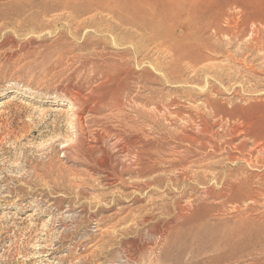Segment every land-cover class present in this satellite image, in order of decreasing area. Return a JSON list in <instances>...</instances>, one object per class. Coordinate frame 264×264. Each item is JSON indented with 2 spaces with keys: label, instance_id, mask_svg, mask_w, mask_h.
<instances>
[{
  "label": "rangeland",
  "instance_id": "obj_1",
  "mask_svg": "<svg viewBox=\"0 0 264 264\" xmlns=\"http://www.w3.org/2000/svg\"><path fill=\"white\" fill-rule=\"evenodd\" d=\"M193 1L166 41L185 53L86 0L0 17V264H208L182 220L262 219L221 193L264 194V0Z\"/></svg>",
  "mask_w": 264,
  "mask_h": 264
},
{
  "label": "bare ground",
  "instance_id": "obj_2",
  "mask_svg": "<svg viewBox=\"0 0 264 264\" xmlns=\"http://www.w3.org/2000/svg\"><path fill=\"white\" fill-rule=\"evenodd\" d=\"M86 1L91 3L92 5H95V10L97 11L98 14L109 15L113 20H115L120 25H129V26L135 27L136 29L144 32V34L148 35L150 40L155 43L156 47L160 49V52L167 51L168 53L172 48L171 45L175 43L173 44L171 43L170 45L169 42L167 43L166 41L167 39L170 38V36H172L173 34L175 35L176 33V29L174 28L173 24H170V20H176L180 18L182 14H185V13L191 16L192 14H194V11H198V5H199V3L197 4V2L193 0H86ZM232 1L236 6L239 5L242 7L243 5H248L247 1H250V0H247V1L245 0L246 4L245 2L241 4L242 1L241 2H238L237 0H232ZM34 2L35 0H27L26 2H20L18 0H0V17L19 16L25 10V6H31V8H33L32 6L34 5ZM226 3L228 4V2ZM226 3H222L221 5L223 6ZM257 3L258 1L256 2V4ZM183 4H189L190 9L184 10ZM86 9L82 11L85 12ZM73 10L78 11V12L81 11L80 7L76 5L73 7ZM91 20L92 18H90V21ZM180 46L175 47L173 45L174 50L175 48H177L176 50L181 49L183 52V49L180 48ZM170 52L173 53L174 51H170ZM182 54L180 53L179 56H181ZM175 57L176 56H174V58ZM183 156L185 155H182V157ZM190 162H192V160ZM181 163L182 162H180V164ZM180 164L179 166L180 168H182V166L184 165L181 164L182 165L181 166ZM192 166L194 165H191L190 167ZM176 168H178V165ZM183 168H185V166ZM187 172L188 171H186V173ZM222 181H223V184L225 185L224 191L222 189L223 192L221 193L223 198H227L230 194L238 193L243 199L244 198L247 200L250 199V201L254 202L255 204H260V205L263 204L261 202V198H264L263 192H261L259 189L253 190L251 186V181L249 179L235 178L234 180L233 179H223ZM255 183L263 184V182H260V181H255ZM190 203L192 205V202ZM179 209L181 208L179 207ZM249 209L250 211L260 210L262 214V219L256 222L252 220L250 217H246V218L244 217L245 218L244 221L241 220L242 222L239 223V225H237L236 227L231 226L230 228L232 227L233 228L229 229V226H228L229 230L227 231L225 230L226 232L221 236H216L212 234L217 229V226L214 222H211V219L214 216V214H212L209 206H205L201 210H199L196 214L190 215V217H186V220L184 219L185 220L184 223L182 220V225L184 224L183 226H186V230L185 229L184 230L187 231L188 234L190 233L191 237L193 236V238H195V240L193 239L194 241H196V239H199V237L201 238V236L206 237L207 235L208 239L202 240V241H205L204 246L205 247L210 246L211 244L210 240H213L217 243L219 250L221 249V251L218 250L219 254L217 255L213 254L210 257L208 256L209 257L207 258L208 264H264V204L261 208L260 206L259 207L250 206ZM185 214L187 213H184V215ZM197 242H194V243H197ZM201 246H202L201 248L196 246V248L193 249L194 252H198L202 250L203 245ZM213 246L215 247V245ZM215 249L213 250L215 251ZM203 260L200 261L201 264L203 263ZM204 263H206V261Z\"/></svg>",
  "mask_w": 264,
  "mask_h": 264
}]
</instances>
